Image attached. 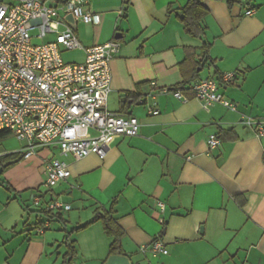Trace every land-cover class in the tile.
Instances as JSON below:
<instances>
[{"label": "crops", "instance_id": "1", "mask_svg": "<svg viewBox=\"0 0 264 264\" xmlns=\"http://www.w3.org/2000/svg\"><path fill=\"white\" fill-rule=\"evenodd\" d=\"M188 1L88 0L101 22H77L75 33L84 48L121 43L107 107L136 117L140 131L104 140V159L38 146L7 169L1 178L14 191L0 185V264H61L69 238L76 249L72 264H264V135L243 121L264 117V0H203L200 37L188 34L180 19ZM249 7L255 8L250 16ZM227 72L236 76L219 91L237 110L203 109L190 86ZM162 87H183L188 100L159 92ZM221 130L231 133L210 152L208 138ZM25 145L0 139V157L22 154ZM50 158L66 162L71 175L41 203L52 197L71 209L39 232L33 209L42 207L35 198ZM112 205L125 230L123 253H109L113 238L100 221L73 231ZM155 239L167 254L143 251Z\"/></svg>", "mask_w": 264, "mask_h": 264}, {"label": "built area", "instance_id": "2", "mask_svg": "<svg viewBox=\"0 0 264 264\" xmlns=\"http://www.w3.org/2000/svg\"><path fill=\"white\" fill-rule=\"evenodd\" d=\"M247 3L248 0H238ZM88 0H17L10 4L0 1V130H6L25 142L24 158L36 152V147L57 146L62 155L106 157L104 140L112 136L132 137L139 134L140 122L134 116L112 112L108 109L111 91L112 67L121 43L112 39L84 48L75 30L65 20L72 14L76 22L100 24L98 13L87 9ZM246 15L255 8L246 9ZM37 31L33 35L32 32ZM44 43L35 44L34 39ZM61 48L85 50V61L80 64L65 63ZM235 72L223 73L219 78L208 77L195 81L190 90L209 111L220 104L236 111L237 103L227 99L220 91L221 84H229ZM155 85V82L152 83ZM172 94L187 101L182 89L159 92ZM141 99L140 103H144ZM159 109L149 106V113L157 115ZM243 121L254 128L258 136L264 135V117L261 120L244 116ZM95 132L93 134L92 132ZM222 139L217 134L208 138L210 152L218 149ZM46 190H38L35 204L61 181L70 177L66 162L59 159L44 161ZM52 211H68L70 204L59 199L45 203ZM163 210L164 204L158 202ZM45 222L39 227L44 232ZM153 256L167 254L165 244L156 239L143 248Z\"/></svg>", "mask_w": 264, "mask_h": 264}, {"label": "trees", "instance_id": "3", "mask_svg": "<svg viewBox=\"0 0 264 264\" xmlns=\"http://www.w3.org/2000/svg\"><path fill=\"white\" fill-rule=\"evenodd\" d=\"M202 1L203 0H189L187 4L182 8V15L180 16V19L186 32L193 37H200L204 33V28L202 27L201 22L207 14V10L203 6ZM236 1L239 2L238 0H228V4L232 5ZM177 88L182 89L183 87ZM230 133L231 132H229L228 130H221L218 136L222 139V137L228 136L230 135ZM10 135L13 134L6 130H0V139H5ZM22 159H24V153L8 154L6 156L0 157V185L3 186L8 192L14 191V188L4 178L1 177L2 175H4L7 169H9L11 166L15 165ZM46 202L39 205L42 207L33 209V212H36L37 217L39 218L36 224V226H38V229L45 222H48L49 220L55 218H60L61 212H63H55L47 209L45 206ZM96 221H100L103 224L106 234L113 238V241L109 248V253H123L121 241L125 235V230L118 223L115 217V210L113 205L105 213H97L91 221L79 227H76L73 231L81 230ZM69 237L70 236L68 235L66 238L68 239ZM67 247L68 252H66V254L64 255L63 262L61 264H72L76 255L75 242L73 240H70V238L69 241H67Z\"/></svg>", "mask_w": 264, "mask_h": 264}, {"label": "rangeland", "instance_id": "4", "mask_svg": "<svg viewBox=\"0 0 264 264\" xmlns=\"http://www.w3.org/2000/svg\"><path fill=\"white\" fill-rule=\"evenodd\" d=\"M33 35L37 34V31L32 32ZM50 38H45L43 40L34 39L35 44H40L49 41ZM61 55L65 63H72V64H80L85 61V55L83 51L74 49V50H66L64 48H61ZM6 140H9L10 142H17V137L15 135H10L6 138ZM46 187L44 185L41 186V191H45Z\"/></svg>", "mask_w": 264, "mask_h": 264}, {"label": "water", "instance_id": "5", "mask_svg": "<svg viewBox=\"0 0 264 264\" xmlns=\"http://www.w3.org/2000/svg\"><path fill=\"white\" fill-rule=\"evenodd\" d=\"M65 20H66V22H67L71 27H73V29H76L77 22H76V20L74 19V16H73L72 14H67V15L65 16ZM121 37H122V36H121V34H119V33H117L116 36H115L116 39H119V38H121Z\"/></svg>", "mask_w": 264, "mask_h": 264}]
</instances>
